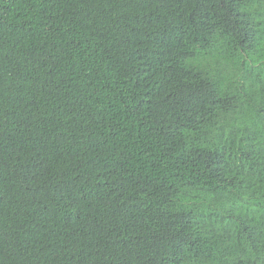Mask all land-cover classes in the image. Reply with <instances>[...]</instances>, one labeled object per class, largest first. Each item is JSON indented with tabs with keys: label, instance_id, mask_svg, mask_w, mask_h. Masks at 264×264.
<instances>
[{
	"label": "trees",
	"instance_id": "16d2710c",
	"mask_svg": "<svg viewBox=\"0 0 264 264\" xmlns=\"http://www.w3.org/2000/svg\"><path fill=\"white\" fill-rule=\"evenodd\" d=\"M0 264H264V0H0Z\"/></svg>",
	"mask_w": 264,
	"mask_h": 264
}]
</instances>
